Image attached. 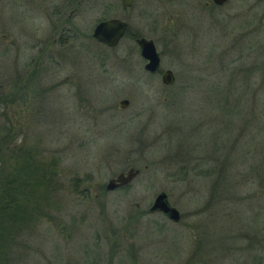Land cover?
Here are the masks:
<instances>
[{"label":"rangeland","instance_id":"1","mask_svg":"<svg viewBox=\"0 0 264 264\" xmlns=\"http://www.w3.org/2000/svg\"><path fill=\"white\" fill-rule=\"evenodd\" d=\"M76 1L0 0V183L3 163H29L35 209L5 264H249L232 240L243 195L212 182L243 178L264 207V0ZM66 3L59 48L51 10ZM117 16L129 24L117 47L91 38ZM131 34L155 41L172 85L145 74ZM131 166L127 187L103 191ZM161 191L178 223L148 212Z\"/></svg>","mask_w":264,"mask_h":264},{"label":"trees","instance_id":"2","mask_svg":"<svg viewBox=\"0 0 264 264\" xmlns=\"http://www.w3.org/2000/svg\"><path fill=\"white\" fill-rule=\"evenodd\" d=\"M263 77L264 76H262V78ZM231 136L232 135L228 136L227 140H229ZM13 150L14 149H12L11 152H13ZM11 155L14 157V152ZM3 165L4 176L3 181L0 183V264H5L7 262V248H9V243L14 241V228L19 226V223L30 225L31 222L30 220L28 221L27 218H30L32 212H35L34 208H28L29 200H32V198L27 196L26 192L28 190V185H26V183L24 184L22 179L23 169L25 170L28 166L30 167V164L25 162L20 165V168L19 164L16 168L14 161H11L8 165H5V163H3ZM32 173L34 174L32 176L33 182L31 188L33 192V189L36 190V188L43 186L44 183L42 180L38 179L41 176L38 175V170L35 169ZM212 173L213 172L211 171L208 175H212ZM229 176L230 175L224 178V175L221 172V175H218L217 178L213 179L212 190L223 192L225 189L226 192L230 194L233 192L234 194L242 193L243 196L238 207L240 208L238 209V212L241 216L239 222L242 230L240 231V236L239 234L234 235L232 240L235 239L237 242H246L245 246L239 247L238 250L243 253V256L245 255L246 257L251 258L249 264H264V255L262 254V252H264V245L261 243V240L258 239L264 233V228H261L264 227V207L262 203L259 204V200L262 199L260 192L263 190H255L253 186H247L248 183L243 178L233 180V176ZM222 188H224L223 191H221ZM32 197H34V195ZM15 206L17 210L14 212ZM36 208L38 207L36 206ZM14 216L19 217L14 218ZM242 218L247 222L242 223ZM258 219L260 220L259 224L257 222ZM257 239L258 242H256ZM5 248L7 250H5ZM253 250L255 252H253Z\"/></svg>","mask_w":264,"mask_h":264},{"label":"water","instance_id":"3","mask_svg":"<svg viewBox=\"0 0 264 264\" xmlns=\"http://www.w3.org/2000/svg\"><path fill=\"white\" fill-rule=\"evenodd\" d=\"M227 0H213L216 4H222ZM124 6L130 4V0H122ZM127 24L117 18L101 21L96 24L93 29L92 37L99 43H103L108 47H114L118 44L119 40L125 33ZM136 43L139 47L140 56L146 60L145 69L149 72H156L160 64V55L157 51L152 39L144 37L136 39ZM161 81L165 85H171L174 82V74L171 70H165L161 75ZM120 107L125 108L129 104L127 99H122ZM146 168V166H145ZM140 169L136 167H128L125 171H122L110 178L107 182L106 189L113 190L118 187H122L130 183L138 174ZM150 213L161 212L169 220L173 222H179L181 219L178 209L169 203L168 196L164 191L159 192L151 206L148 208Z\"/></svg>","mask_w":264,"mask_h":264},{"label":"flooded vegetation","instance_id":"4","mask_svg":"<svg viewBox=\"0 0 264 264\" xmlns=\"http://www.w3.org/2000/svg\"><path fill=\"white\" fill-rule=\"evenodd\" d=\"M135 1L136 0H130V4L128 5V6H124L123 4H122V0H120V4H121V6H122V11H124V12H127L128 10H130L131 9V7H133L134 5H135ZM165 1H167V2H174V1H176V0H165ZM211 2H212V4H213V6L214 7H219V6H221V5H223L224 3H222V4H216V3H214L213 2V0H211ZM69 4V3H68ZM67 3L66 4H61V5H59V6H56V7H54L52 10H51V13H52V15H51V18H52V20H54V23H53V30H52V33H56L57 34V30L59 29V36H58V38L59 39H56V38H52V41L54 42V44L55 45H57V47H59V48H61V47H63V45H64V40H63V34L65 35V32H66V29H65V26L64 25H62V20H63V15H65L64 13L66 12V9H67V5H68ZM75 4H77V5H81V1L80 0H77L76 2H75ZM204 6L205 7H211V3H210V1L209 0H206L205 2H204ZM78 7V6H77ZM75 9H76V7H73L71 10H70V13H69V15H72L73 14V12L75 11ZM112 18H117V19H119V20H121V21H124V22H126V24H127V27H126V30H125V33H124V35L122 36V38L119 40V42H118V44L120 43V41L128 34V31H129V24H128V22L127 21H125L124 19H122V18H120V17H110V18H100L99 20H98V22L97 23H99V22H101V21H104V20H108V19H112ZM96 23V24H97ZM96 24L94 25V27L96 26ZM64 27V28H63ZM94 27H93V29H94ZM93 29H92V32H93ZM141 37H144V36H141V35H135V34H131V39L132 40H134L135 41V43H136V39H138V38H141ZM91 38H93L92 37V33H91ZM144 38H146V37H144ZM98 44H100V45H103V46H105V47H107V48H115V47H117L118 46V44L116 45V46H114V47H108V46H106L105 44H103V43H99L95 38H93ZM147 39H151V38H147ZM153 40V39H152ZM153 42H154V44H155V41L153 40ZM136 45H137V43H136ZM65 46V45H64ZM137 47H138V45H137ZM155 47H156V44H155ZM156 49H157V47H156ZM138 51H139V47H138ZM158 51V50H157ZM159 52V51H158ZM159 55H160V53H159ZM142 58V57H141ZM143 59V58H142ZM144 60V59H143ZM36 62H35V60L33 59V61H32V59H30L29 61H28V66H32V65H34ZM145 64H146V60H144V63H143V70H144V72H145V74H148V75H151V76H160V78H161V75H162V73L165 71V70H170V69H162V67H161V55H160V64H159V67H158V70L156 71V72H149V71H147L146 69H145ZM174 74V73H173ZM174 81H175V75H174ZM162 82V81H161ZM174 83V82H173ZM172 85V84H171ZM145 168V167H144ZM112 178V177H111ZM110 179V178H109ZM108 179V180H109ZM108 182V181H107ZM107 182H106V184L104 185V188H105V190H103L104 192L105 191H107V192H115L116 190H122L123 188H125V187H127L130 183H128L127 185H124V186H122V187H118V188H115V189H113V190H107L106 189V185H107ZM102 191V190H101ZM88 192V190H81L79 193L80 194H86ZM149 212V211H148ZM150 213V212H149ZM152 213H160V214H162L167 220H169L163 213H161V212H152ZM181 216V215H180ZM169 221H171V220H169ZM174 223H178V222H174Z\"/></svg>","mask_w":264,"mask_h":264}]
</instances>
